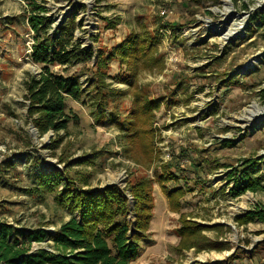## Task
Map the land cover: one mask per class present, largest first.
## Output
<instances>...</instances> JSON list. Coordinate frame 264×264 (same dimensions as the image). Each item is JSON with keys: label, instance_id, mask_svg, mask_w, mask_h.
I'll list each match as a JSON object with an SVG mask.
<instances>
[{"label": "rangeland", "instance_id": "374dc122", "mask_svg": "<svg viewBox=\"0 0 264 264\" xmlns=\"http://www.w3.org/2000/svg\"><path fill=\"white\" fill-rule=\"evenodd\" d=\"M38 2L53 19L52 34L74 16L82 22L74 39L94 52L101 48L108 54L130 35L158 31L164 65L138 73V83L161 100L153 122L155 159L147 168L128 157L124 132L112 123L114 111L126 119L133 99V89L116 79L127 71L118 60L105 78L109 88L118 90L110 91L106 123H98L93 113V61L69 68L86 87L80 101L67 100L78 121L66 133H39L28 117L25 86L29 74L41 70L30 56L29 9L23 0H0V221L49 231L67 221L70 207L57 199L65 182L50 192L38 179L42 172L64 173L66 163L63 179L70 175L79 190L117 186L134 220L130 183L142 176L154 179V167L172 159L179 184L190 191L181 212H173L155 183L151 227L140 256L130 264H264V223L238 220L257 207L264 209V0ZM164 8L168 15L161 13ZM250 62L252 69L244 67ZM59 135L63 140L51 147ZM249 181L256 182L255 190L246 187ZM182 212L198 223L219 226L204 234L226 244L180 249L176 229ZM38 248L51 249V243H34L33 249Z\"/></svg>", "mask_w": 264, "mask_h": 264}, {"label": "trees", "instance_id": "16d2710c", "mask_svg": "<svg viewBox=\"0 0 264 264\" xmlns=\"http://www.w3.org/2000/svg\"><path fill=\"white\" fill-rule=\"evenodd\" d=\"M23 1L28 6V22L34 32L30 56L41 67L37 74H29L25 80L26 98L29 101L28 117L39 133H66L69 124L78 121V115L68 109L67 100L80 101L87 94L86 87L80 75L69 73V68L93 61L94 64L90 67L94 76L91 81L94 84V102H91L94 105L93 113L95 112L98 123H106L107 111L112 102L110 91L117 93L118 90L109 88L110 84L105 78L110 75L111 63L118 60L121 66L126 65L127 71L118 74L116 79L133 89V99L126 119L121 121L119 112L114 111L112 123L118 124L124 132L127 156L150 168L155 159L153 122L155 110L161 106V100L151 97L148 89L138 83V73L162 69L164 65L158 54V31L146 30L141 36L130 35L108 54H104L101 48L94 52L92 48L83 46L80 40L74 39V30L82 24L74 16L58 26L52 34L50 29L53 19L46 14L45 4L38 0ZM260 16L264 30V13ZM262 36L264 37V32ZM56 66L57 70L54 69ZM83 102L89 103L87 99ZM62 140L63 135H59L51 142V147ZM81 161L86 159L81 158ZM89 161L94 162L93 159ZM66 165L67 169L69 164ZM176 165L172 159L158 164L154 167V179L142 176L130 183L136 200L134 220L128 218L129 204L117 186L107 187L102 192L79 190L70 175L68 181L63 179L66 169L64 173L56 171L38 174L42 187L50 192L57 191L60 184L65 182L64 190L57 199L61 205L70 207L72 216L54 231L45 228L25 229L0 221V264H130L140 256L141 242L147 238L151 227L156 182L167 197L169 209L181 212L182 201L190 189L179 184L181 176L173 170ZM255 183L249 181L246 187L255 190ZM255 219L264 223L263 208L257 207L238 220ZM218 227L198 223L182 212L180 226L176 229L180 237V249L195 248L201 251L223 247L225 241L216 243L204 234V230L220 229ZM46 240L51 243V249H33L34 243Z\"/></svg>", "mask_w": 264, "mask_h": 264}, {"label": "built area", "instance_id": "2783aa9c", "mask_svg": "<svg viewBox=\"0 0 264 264\" xmlns=\"http://www.w3.org/2000/svg\"><path fill=\"white\" fill-rule=\"evenodd\" d=\"M163 15H168L169 13V10L167 8H164L161 12ZM31 50H32V47H31Z\"/></svg>", "mask_w": 264, "mask_h": 264}, {"label": "bare ground", "instance_id": "6f19581e", "mask_svg": "<svg viewBox=\"0 0 264 264\" xmlns=\"http://www.w3.org/2000/svg\"><path fill=\"white\" fill-rule=\"evenodd\" d=\"M256 58V57H255ZM255 61V60H254ZM253 66V62L247 63L244 67H246L247 69L251 68L252 69Z\"/></svg>", "mask_w": 264, "mask_h": 264}]
</instances>
